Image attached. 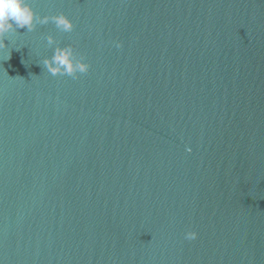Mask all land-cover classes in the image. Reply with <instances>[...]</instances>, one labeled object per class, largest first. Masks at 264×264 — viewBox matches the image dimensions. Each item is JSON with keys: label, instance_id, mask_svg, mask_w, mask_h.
<instances>
[{"label": "water", "instance_id": "water-1", "mask_svg": "<svg viewBox=\"0 0 264 264\" xmlns=\"http://www.w3.org/2000/svg\"><path fill=\"white\" fill-rule=\"evenodd\" d=\"M31 3L74 28L0 49V264H264V0Z\"/></svg>", "mask_w": 264, "mask_h": 264}, {"label": "clouds", "instance_id": "clouds-1", "mask_svg": "<svg viewBox=\"0 0 264 264\" xmlns=\"http://www.w3.org/2000/svg\"><path fill=\"white\" fill-rule=\"evenodd\" d=\"M49 22L61 32H71L74 28L73 20L63 12L37 15L31 0H0V49L8 47L5 41H9L12 36L20 35L18 29L25 28L26 32H32L37 24L44 25ZM46 44L52 49V54L44 56L40 63L50 75L76 77L77 74L89 70L90 64L76 53L72 44L61 45L52 34L46 36ZM115 46L119 48L120 42L116 41ZM9 58L10 52L6 60ZM187 151L190 152L191 148H187ZM198 235L196 230L189 229L184 233V238L193 241Z\"/></svg>", "mask_w": 264, "mask_h": 264}]
</instances>
